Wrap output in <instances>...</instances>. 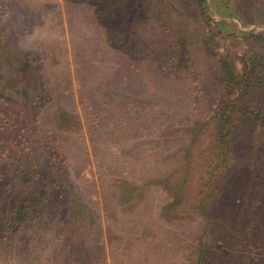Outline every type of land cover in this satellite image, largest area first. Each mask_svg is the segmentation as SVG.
Here are the masks:
<instances>
[{
    "label": "trees",
    "instance_id": "trees-1",
    "mask_svg": "<svg viewBox=\"0 0 264 264\" xmlns=\"http://www.w3.org/2000/svg\"><path fill=\"white\" fill-rule=\"evenodd\" d=\"M66 1L104 30L108 45L121 47L119 57L144 82L146 71L193 73L194 82L205 85L210 95L203 98L208 110L184 123L178 131L184 139L174 151L164 133L174 113L164 108L171 104L158 102L160 93L151 94L149 88L141 95L133 89L125 99L105 84L83 91L87 132L75 118L69 129L59 111L42 128L22 115L20 104L1 100V122L8 130L0 125V165H5L0 167L5 195L0 264H150L145 253L149 240L154 250L160 245L168 255L152 256V264H174L172 242L155 243L157 229L151 228L154 204L145 196L156 191L169 199L164 215L186 220L192 229L189 264H264V19L253 22L263 27L243 31L215 20L208 0H190L185 7L195 10L199 34L184 38L189 55L175 65L165 53L173 51L179 34H188L181 22L192 17L183 5L171 0L180 12L173 10L166 24L158 7L141 0ZM222 9V17L238 19L229 12V2ZM2 17L0 64L17 45L14 26ZM120 29L129 38L122 39ZM215 35L251 41L260 50L222 53L223 46L214 45ZM191 39L202 61L189 48ZM29 67L42 93L33 95L32 103L57 107L56 98L42 88L36 66L30 62ZM67 143L84 152L85 160L74 166L77 173L89 161L96 169L97 180L89 189L99 199L102 221H93L71 177Z\"/></svg>",
    "mask_w": 264,
    "mask_h": 264
},
{
    "label": "rangeland",
    "instance_id": "rangeland-1",
    "mask_svg": "<svg viewBox=\"0 0 264 264\" xmlns=\"http://www.w3.org/2000/svg\"><path fill=\"white\" fill-rule=\"evenodd\" d=\"M141 1L145 6L158 7L159 12L164 13L163 20L166 24L170 23L172 19L170 17H173V10L180 12V9L174 7L171 0ZM174 1L183 5L182 9H186L188 16L192 17H187L184 22H181L192 37H188V34H179L180 37H176L178 42L174 46L173 54H171L172 52L170 54L163 52L171 57L175 65H179L181 64L180 61L186 60L189 55L188 48L184 45V38L186 40L188 38L196 39L199 34V25L195 23V21L199 22V18H195V10L193 14L192 9L185 7V4H191L190 0ZM208 1L215 20H226L242 28L243 31L263 27L258 24L255 25L253 22L257 18L264 19V0ZM226 2L230 3L229 12L237 14L238 19L221 16V13L224 14L222 8ZM0 9L2 10L0 14L3 15V22L14 26L17 41L15 53L7 54L2 58L3 63L0 64V101L6 99V102L12 101L20 104L25 110L22 115L34 118L42 128L50 124L58 111L67 118L65 121L69 129H72L71 122L74 118L81 121L85 128V112L80 103L82 96L86 98L83 91L97 90L98 86L105 84L115 92L114 94L121 95L120 98L125 99L134 90L141 95L145 92V88H149L151 94L160 93L159 98H156L158 102L164 99L171 104V107L164 108V112L168 115L172 111L174 112L170 114L171 119L167 120V129H164V133L166 135L165 144L168 147L171 146L175 151L184 139L178 132L185 127L184 123L196 119V117H202L201 114L208 110L203 105V98H208L210 95L205 92V85L194 82L195 75L193 73L175 74L173 76L159 72L160 70H156V73H152L150 70L151 72L146 71V81L144 82V79L135 71L132 73L133 69L130 65L119 57V48L121 47L108 45L105 41L104 30L84 18L80 7L73 6L66 0H0ZM119 32L122 34V39L129 38L127 30L120 29ZM239 39L233 40L230 37L222 39L220 35L213 36L214 45L217 48L219 44L223 46L222 53L229 50L230 53L239 55L244 50L251 48L260 50L259 45ZM234 41L235 43L231 44ZM190 44L192 46L189 48H192L193 52H191L195 58L202 61L195 40L191 39ZM30 62L36 66L37 73L39 77L41 76L42 88L48 89L52 97L56 98L54 103H57V107L52 105H48V108L40 106L37 101L35 104L32 103L34 96L38 98L37 92L39 91L38 95L42 93L38 89L39 83L34 78V71H31L29 67ZM190 71L193 72L195 69L190 68ZM151 81L154 84L150 83ZM141 99L146 100V98ZM166 106L170 105L167 104ZM5 124L6 122L0 123L8 130ZM85 132H87L86 128ZM85 138V142L89 140L87 133ZM147 138L151 140L154 137L149 136ZM66 156L71 177L81 199L92 215L93 221H102L103 213L96 204L99 199L89 189L93 188V183L97 180L96 169L92 161L87 162L86 168L77 173L74 166L85 160L84 152L81 154L80 149L76 148L75 145L67 143ZM4 166L0 165L2 169H5ZM168 168V166H164L163 170ZM4 196V181L0 176V214L3 206H5ZM145 199L150 204H154L150 214V222L151 228L157 229L155 243L166 246V242H172L170 246L175 250V255L172 256L175 257L174 264H189L190 256L188 253L193 244V232L188 222L167 213L164 215L163 209L169 199L162 191H156L153 195L149 194L145 196ZM103 223L106 224L104 219ZM151 228L149 226V229ZM149 241L150 244L145 245V253L148 255L147 259L150 260V264L155 261L153 259L155 256H160V259L163 256H168L160 248V245L157 246V250H154V244H151L154 243V240ZM142 246L144 248V245Z\"/></svg>",
    "mask_w": 264,
    "mask_h": 264
}]
</instances>
